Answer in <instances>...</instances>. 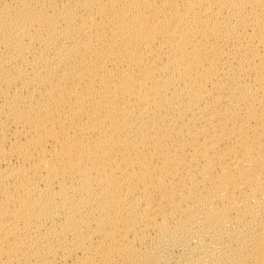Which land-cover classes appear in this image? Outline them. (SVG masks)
<instances>
[{
	"label": "bare ground",
	"instance_id": "6f19581e",
	"mask_svg": "<svg viewBox=\"0 0 264 264\" xmlns=\"http://www.w3.org/2000/svg\"><path fill=\"white\" fill-rule=\"evenodd\" d=\"M0 264H264V0H0Z\"/></svg>",
	"mask_w": 264,
	"mask_h": 264
}]
</instances>
